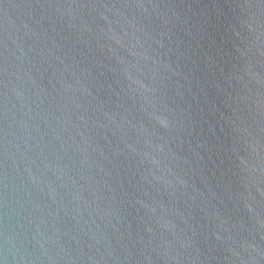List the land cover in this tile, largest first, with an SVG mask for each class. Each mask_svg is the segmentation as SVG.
<instances>
[{"label": "water", "instance_id": "water-1", "mask_svg": "<svg viewBox=\"0 0 264 264\" xmlns=\"http://www.w3.org/2000/svg\"><path fill=\"white\" fill-rule=\"evenodd\" d=\"M0 264H264V0H0Z\"/></svg>", "mask_w": 264, "mask_h": 264}]
</instances>
